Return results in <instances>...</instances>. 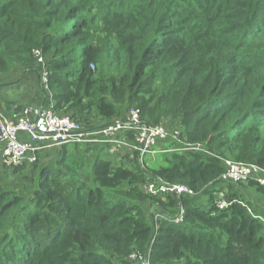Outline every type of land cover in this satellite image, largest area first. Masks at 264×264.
I'll use <instances>...</instances> for the list:
<instances>
[{
  "label": "trees",
  "instance_id": "16d2710c",
  "mask_svg": "<svg viewBox=\"0 0 264 264\" xmlns=\"http://www.w3.org/2000/svg\"><path fill=\"white\" fill-rule=\"evenodd\" d=\"M35 50L58 113L93 129L133 107L178 141L158 140L156 167L84 147L0 164V264H264V186L219 180L225 160L264 169V0H0V78L38 68ZM157 177L194 195L146 193Z\"/></svg>",
  "mask_w": 264,
  "mask_h": 264
},
{
  "label": "built area",
  "instance_id": "2783aa9c",
  "mask_svg": "<svg viewBox=\"0 0 264 264\" xmlns=\"http://www.w3.org/2000/svg\"><path fill=\"white\" fill-rule=\"evenodd\" d=\"M38 50L34 51V59L41 60ZM42 87L48 91L47 73L40 75ZM49 92V91H48ZM50 94V93H49ZM51 97V95H50ZM52 100V99H51ZM52 102L47 108L39 111L34 120L26 117H19L15 121L10 120L0 109V164L15 167L25 162L33 163L39 152L56 148L60 149L68 143L96 142L102 143L108 148L109 153L120 152L130 153L136 150L138 157L145 153H150L152 147L158 140L168 138V129L160 124L155 127L144 125L140 121L139 111L130 107L125 111L123 118H118L111 123L95 130H84L70 115L60 114ZM130 131L135 132V136L130 141L128 135ZM21 135L28 136V140L20 138ZM172 139L178 141V133L172 135ZM198 149V146L184 147ZM225 171L220 176V181L232 183H243L247 179L253 180L260 186H264V169L255 165L238 161L225 160ZM143 190L152 194H173V195H194V192L181 184H172L164 181L160 177L150 180L144 184ZM228 202L220 197L216 200V207L220 210L228 206ZM181 206H178V213L174 215V223L182 221ZM131 260H138L139 264H149L146 257H141L137 253L130 255Z\"/></svg>",
  "mask_w": 264,
  "mask_h": 264
},
{
  "label": "crops",
  "instance_id": "0c3cea01",
  "mask_svg": "<svg viewBox=\"0 0 264 264\" xmlns=\"http://www.w3.org/2000/svg\"><path fill=\"white\" fill-rule=\"evenodd\" d=\"M38 68L32 66V69H23L20 72H15L10 78H0V109L8 117L10 120L15 121L19 117H26L29 120H34L37 118L38 113L41 109L47 108L50 103H52L50 94L46 91L42 84L40 83V75L45 73L46 65L44 60H40L36 65ZM47 72V71H46ZM84 130H95L98 128H84ZM21 139L28 140V136L21 135ZM76 143H68L62 146L61 148H65V150L73 151H82L80 148H88L91 152H95L96 155L103 159H107L113 162H120L124 160V157H120V152L117 154H110L107 148L102 143L96 142H82L79 144V148L75 145ZM1 143H0V151H1ZM106 150H105V149ZM58 151L61 149L51 148L44 151L39 152L40 154L48 155L47 159L50 158L45 165H50L54 163L53 161L56 159V155ZM98 151V153H97ZM104 151V152H103ZM106 151V152H105ZM108 151V152H107ZM161 152V151H160ZM158 151V155L160 156V160H157L156 157L152 159V162L158 164L162 163L164 155ZM105 154V155H103ZM112 156H109V155ZM39 155V154H38ZM41 155V156H42ZM40 156V157H41ZM40 159V158H39ZM129 159V158H128ZM43 164V165H44ZM239 190H241L240 186H238ZM190 189V188H189ZM191 190V189H190ZM193 191V190H192ZM242 191V190H241ZM189 196V194H185ZM153 214L155 216H159L162 213L157 206H151ZM165 217V216H163ZM155 218V217H154Z\"/></svg>",
  "mask_w": 264,
  "mask_h": 264
},
{
  "label": "rangeland",
  "instance_id": "374dc122",
  "mask_svg": "<svg viewBox=\"0 0 264 264\" xmlns=\"http://www.w3.org/2000/svg\"><path fill=\"white\" fill-rule=\"evenodd\" d=\"M168 128V136L169 139L167 140H170L172 138V135H175V133H178L179 134V131L175 129V127L171 126V125H168L166 126ZM173 140H176V139H173ZM80 150H83L82 148H80ZM71 151V150H69ZM104 152V151H103ZM106 152V151H105ZM108 152V151H107ZM109 153V152H108ZM39 154V158H40V161H41V164H44V162H47L48 160H50V158L47 159L48 155H42L40 153ZM111 154V153H110ZM42 155V156H41ZM94 153L91 154V158H93L94 156ZM105 155V154H103ZM109 155V154H108ZM126 153H121L120 154V157H125ZM41 156V157H40ZM109 156H112V155H109ZM156 157L157 160H160V156L157 154V151H156V147L153 148V152H151V154H145L144 156L141 157V159L146 163V166H149V167H156V163L152 162V159ZM24 171L20 174H13L11 175L8 179H5L3 181V187L8 189V190H17V189H21V188H25L26 186H23L22 183H32L34 181V179L36 178V173L33 175L32 174V170L30 167H27V168H24L23 169ZM238 186H240L241 190L243 191V193L246 194L247 198L250 200V201H254L256 200L254 197V194L252 192V188L248 187L246 189L245 186L246 185H241L239 184ZM263 199V198H262ZM256 205H261V208L264 206V199L263 200H256ZM180 222H176L175 224H178Z\"/></svg>",
  "mask_w": 264,
  "mask_h": 264
},
{
  "label": "bare ground",
  "instance_id": "6f19581e",
  "mask_svg": "<svg viewBox=\"0 0 264 264\" xmlns=\"http://www.w3.org/2000/svg\"><path fill=\"white\" fill-rule=\"evenodd\" d=\"M40 81H42V78H40ZM135 262H138V264H139V261L138 260H135Z\"/></svg>",
  "mask_w": 264,
  "mask_h": 264
},
{
  "label": "water",
  "instance_id": "95a60500",
  "mask_svg": "<svg viewBox=\"0 0 264 264\" xmlns=\"http://www.w3.org/2000/svg\"><path fill=\"white\" fill-rule=\"evenodd\" d=\"M32 68H33V67L29 66L28 68H26V70H27V69H32ZM26 70H25V71H26Z\"/></svg>",
  "mask_w": 264,
  "mask_h": 264
}]
</instances>
